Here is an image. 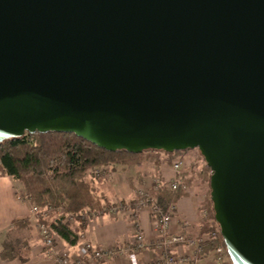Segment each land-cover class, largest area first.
Returning <instances> with one entry per match:
<instances>
[{"label": "water", "instance_id": "1", "mask_svg": "<svg viewBox=\"0 0 264 264\" xmlns=\"http://www.w3.org/2000/svg\"><path fill=\"white\" fill-rule=\"evenodd\" d=\"M198 148L233 264H264V0H0V141Z\"/></svg>", "mask_w": 264, "mask_h": 264}, {"label": "crops", "instance_id": "2", "mask_svg": "<svg viewBox=\"0 0 264 264\" xmlns=\"http://www.w3.org/2000/svg\"><path fill=\"white\" fill-rule=\"evenodd\" d=\"M195 149L184 150L181 154L159 150L156 151L154 158L146 159L140 164L106 167L112 172L111 176H98L92 173L87 178L108 203L122 201L129 203L137 200L138 188L141 184L152 189L157 182L169 183L177 177H182L189 188L175 201L176 214L170 233L184 234L204 241L200 243L199 249H191L187 246L175 247L173 252L177 258L192 254L198 257L197 262L178 259L175 264H231V259L227 255L220 263L217 260L216 249L209 250L207 246L212 232L218 231V225L206 185L201 183L202 171L199 170H202L203 163ZM177 159H183L185 163L180 172H176L173 168V163ZM21 189L22 185L16 178L0 174V264H57L56 255L60 253L73 259L84 256L81 264H97V260L85 254L82 245L84 240L90 241L97 250H113L114 253L104 259L102 264H123L129 260L148 262L159 257V249L156 245L157 220L147 208H140L134 214L118 212L91 217L86 227L78 233L83 236H79L77 244L70 245L56 234L53 247H49L31 228L34 226L36 216L32 212L30 203L17 198V193ZM58 217L57 213H48L45 215V220L51 224ZM22 218H27L32 223L31 226L17 228L15 221ZM205 225L213 229L204 232ZM136 228L142 230L148 242L146 250H138L134 245ZM6 241H12L21 247L24 260L7 259L2 256Z\"/></svg>", "mask_w": 264, "mask_h": 264}, {"label": "trees", "instance_id": "3", "mask_svg": "<svg viewBox=\"0 0 264 264\" xmlns=\"http://www.w3.org/2000/svg\"><path fill=\"white\" fill-rule=\"evenodd\" d=\"M149 150L157 151L158 149L147 148L139 153L126 149L109 151L82 136H77L74 132L55 130L45 133L26 132L21 136H12L0 141V174L16 178L22 185L19 191L21 196L35 206L41 209L50 207L55 211L62 209L63 213L51 224L45 220L47 213L45 215L39 213L36 217L40 222L49 225L70 245H75L79 241L78 233L86 227L87 216L102 211L112 204L108 203L93 183L87 179V174L99 166L140 164L146 159H152L146 155ZM182 152L183 150L174 153ZM203 159L205 180L210 188V201L216 213L211 198L212 170L204 157ZM183 193V190L175 191L162 187L158 197L160 203L166 208ZM67 214H74L77 224L66 223ZM216 223L217 236L207 242L209 250L219 246L226 248L220 224L217 221ZM31 224L27 218L15 221L17 228H28ZM211 229L213 227L205 225L203 231ZM2 256L7 259L24 260L21 247L12 241L4 243ZM231 264H233L232 261Z\"/></svg>", "mask_w": 264, "mask_h": 264}, {"label": "built area", "instance_id": "4", "mask_svg": "<svg viewBox=\"0 0 264 264\" xmlns=\"http://www.w3.org/2000/svg\"><path fill=\"white\" fill-rule=\"evenodd\" d=\"M184 160L177 159L173 163V168L176 172H180L184 167ZM105 168V167H104ZM96 169L95 174L98 176H102V173L105 172V169ZM111 176V172L109 173ZM167 186L171 190H183L187 191L189 188L188 183L182 178L177 177L176 179L170 181L169 183H160L157 182L155 185L156 190L159 188ZM144 185H140L138 188V198L135 202L126 203L124 201L112 203L110 206L105 208L102 211L94 212L91 216H87V221L91 217L100 216L104 214H116L118 212H128L130 214H134L140 208H147L153 216H155L157 220V239L156 245L159 249V257L155 260H151L148 262H137V261H127L123 264H175L178 259L181 261H193L197 262L198 257L195 254L192 255H185L177 258L174 255V248L177 246H187L191 249H199V245L203 242V239L199 238H191L184 234H172L170 233V227L173 222V219L176 214V205L175 202L169 204L168 207H164L159 200L157 194H154V191H149L148 188H144ZM17 198L23 202H29L27 199H24L21 194H17ZM48 210V208H46ZM43 210L38 206H32V212L35 216L39 213H43L45 215L47 210ZM45 245L49 247H53L55 243V235L56 232L46 223L40 222L37 217H35L34 231H37ZM217 231L212 232L211 239L216 238ZM82 237L83 235H80ZM134 245L138 250H146L148 247V242L145 239V236L142 230L136 228L135 237H134ZM83 248L85 250L86 255H91V257L98 261L97 264H102L101 262L109 258L111 254H113V250L111 249H95L94 245L90 241H82ZM217 253V260L222 263L224 261V257L227 255L228 252L225 247L219 246L216 248ZM229 257V256H228ZM84 261V256H78L77 258L73 259L65 254H58L56 255V262L57 264H81Z\"/></svg>", "mask_w": 264, "mask_h": 264}, {"label": "rangeland", "instance_id": "5", "mask_svg": "<svg viewBox=\"0 0 264 264\" xmlns=\"http://www.w3.org/2000/svg\"><path fill=\"white\" fill-rule=\"evenodd\" d=\"M157 151H159V150H157ZM184 151V150H183ZM195 151H196V153L198 154V157H200V159H201V161H202V163H203V167H202V170L200 169L199 170V172L200 171H202V172H200V179H201V183H202V185L203 184H205L206 185V191H207V195H208V198H209V201H210V188H209V185H208V183H207V181L205 180V173H204V167H205V161H204V159H203V157H202V154H201V152H200V150L198 149V148H196L195 149ZM181 154V153H180ZM146 155H149V158H154V156L156 155V151H153V150H149V152H147V154ZM192 162H194V161H192ZM195 163V162H194ZM193 164V163H192ZM196 165V164H195ZM109 166H112V165H109ZM109 166H99V167H96V168H94L92 171H90L88 174H87V176L89 175V174H92V173H95V170L96 169H101V168H104L105 169V172H103L102 173V176H105V175H109V173L111 172L108 168H106V167H109ZM130 166H133V165H130ZM192 166H194V164L192 165ZM112 173V172H111ZM88 179V178H87ZM90 181V180H89ZM94 185V184H93ZM141 185H143V184H141ZM163 187H166V188H168L167 186H163ZM145 188V187H144ZM162 188V187H161ZM161 188H159L158 190H156V189H154V187L152 188V189H148L149 191H154L155 193L154 194H157V196H158V193H159V191L161 190ZM19 193V192H18ZM17 193V194H18ZM20 194V193H19ZM28 203H30V202H28ZM31 204V206H33L34 204H32V203H30ZM107 206L109 205V204H106ZM105 205V206H106ZM210 205H212L211 204V201H210ZM106 206V207H107ZM46 208H43V210H45ZM47 210V209H46ZM46 213L48 214H50V213H57L58 215H60V214H62L63 213V210L62 209H59V210H57V211H55V210H53L52 208H50V207H48V210L46 211ZM65 221H66V223H68V224H71V225H75V224H77V218H76V216L74 215V214H67V216H65ZM32 228V230H33V227H31ZM35 230V229H34ZM36 230H37V228H36ZM215 231H217V230H215ZM36 232H38V230L36 231Z\"/></svg>", "mask_w": 264, "mask_h": 264}]
</instances>
